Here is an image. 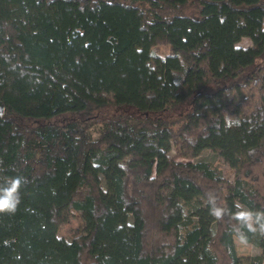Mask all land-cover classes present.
I'll return each mask as SVG.
<instances>
[{
	"label": "trees",
	"instance_id": "trees-1",
	"mask_svg": "<svg viewBox=\"0 0 264 264\" xmlns=\"http://www.w3.org/2000/svg\"><path fill=\"white\" fill-rule=\"evenodd\" d=\"M0 106V264H264L207 203L264 211V0H0Z\"/></svg>",
	"mask_w": 264,
	"mask_h": 264
},
{
	"label": "clouds",
	"instance_id": "clouds-1",
	"mask_svg": "<svg viewBox=\"0 0 264 264\" xmlns=\"http://www.w3.org/2000/svg\"><path fill=\"white\" fill-rule=\"evenodd\" d=\"M24 181L25 178L22 176H8L0 182V214H15L21 202L20 190ZM217 200L214 193L207 194L209 214L217 220H222L224 216L229 215L236 221L232 230L239 235L242 241H246L244 228L251 232L259 231L264 235V211H254L242 204H235L236 211L232 212L230 209L219 206Z\"/></svg>",
	"mask_w": 264,
	"mask_h": 264
},
{
	"label": "rangeland",
	"instance_id": "rangeland-1",
	"mask_svg": "<svg viewBox=\"0 0 264 264\" xmlns=\"http://www.w3.org/2000/svg\"><path fill=\"white\" fill-rule=\"evenodd\" d=\"M239 45L250 46L251 41L248 38H243ZM154 49L164 54L169 51V46L166 41H159L155 46ZM261 61V60H260ZM263 63V62H262ZM260 63V64H262ZM95 130L97 129V125L94 126ZM96 135V132L94 133ZM174 150L171 151V154H174ZM204 159L211 162L221 173L224 177L228 179H233L235 171L232 169L228 163L223 159L222 155L220 154L219 150L210 147L203 151V153L197 157V159ZM183 160V158H180ZM91 226L90 218L82 211H75L72 214L71 220L68 224L63 225L59 230V235L65 236L67 238H72L76 234H85ZM235 246L237 253L243 257L247 258L254 254L260 253V249L253 244L242 241L240 238L235 237Z\"/></svg>",
	"mask_w": 264,
	"mask_h": 264
},
{
	"label": "water",
	"instance_id": "water-1",
	"mask_svg": "<svg viewBox=\"0 0 264 264\" xmlns=\"http://www.w3.org/2000/svg\"><path fill=\"white\" fill-rule=\"evenodd\" d=\"M0 109L2 110V107L0 106Z\"/></svg>",
	"mask_w": 264,
	"mask_h": 264
}]
</instances>
